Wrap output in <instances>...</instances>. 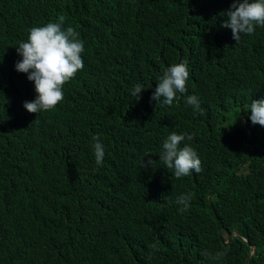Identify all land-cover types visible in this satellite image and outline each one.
Returning <instances> with one entry per match:
<instances>
[{
	"label": "trees",
	"instance_id": "16d2710c",
	"mask_svg": "<svg viewBox=\"0 0 264 264\" xmlns=\"http://www.w3.org/2000/svg\"><path fill=\"white\" fill-rule=\"evenodd\" d=\"M231 3L0 0V264H245L249 244L246 264H264V127L247 112L264 98V27L237 43L222 27ZM61 16L84 41V68L55 109L29 113L34 83L15 70V47ZM185 59L187 92L150 102L163 69ZM173 131L194 137L181 146L200 173L177 179L159 161ZM145 155L153 168L140 167ZM232 232L246 241L224 244Z\"/></svg>",
	"mask_w": 264,
	"mask_h": 264
},
{
	"label": "clouds",
	"instance_id": "9594fccd",
	"mask_svg": "<svg viewBox=\"0 0 264 264\" xmlns=\"http://www.w3.org/2000/svg\"><path fill=\"white\" fill-rule=\"evenodd\" d=\"M227 19L222 27L230 28L232 38L237 43L241 34L253 35L256 28L264 27V0H232L230 8L224 12ZM65 18L59 17L58 22H48L43 26H33L29 29L27 40L20 41L16 48L17 55L21 59L15 62V70L27 74V79L34 83L35 98L25 101L23 107L29 113L40 114L56 108L63 101L64 85L74 79L76 74L83 70L84 61L82 53L85 51L84 41L80 33L72 26L63 27ZM189 79L188 61L181 60L163 69L162 75L157 77L155 90L150 102L163 103L171 106L177 97V93L187 92ZM145 89L137 83L131 90V95L140 99V94ZM186 103L194 110H200V101L196 95H188ZM249 119L252 124L264 127V98L252 100L248 106ZM95 162L102 164L105 155L104 146L98 135L92 136ZM191 141L194 137L190 134H177L171 132L164 140L159 153V161L172 170L177 178L200 173L201 160L196 150L190 144L181 142ZM149 157L145 161V157ZM156 160L151 155L142 157L140 167L153 168ZM191 194L183 193L175 200L178 212L183 214L190 208ZM150 248L158 251V244L153 243ZM213 260H219L226 255L225 251H217L215 254L204 251L201 253Z\"/></svg>",
	"mask_w": 264,
	"mask_h": 264
},
{
	"label": "water",
	"instance_id": "95a60500",
	"mask_svg": "<svg viewBox=\"0 0 264 264\" xmlns=\"http://www.w3.org/2000/svg\"><path fill=\"white\" fill-rule=\"evenodd\" d=\"M239 119H240L241 123H244V120H242V116L241 115H239ZM231 236H236V237L241 238L243 241H246V239L244 237H242L241 235H239L238 233L232 232L225 240H223V243L227 244V242L229 241ZM252 249H253V244H249V248H248V251H247V254H246V257H245V261H244L245 264L247 263L250 255L252 254Z\"/></svg>",
	"mask_w": 264,
	"mask_h": 264
}]
</instances>
